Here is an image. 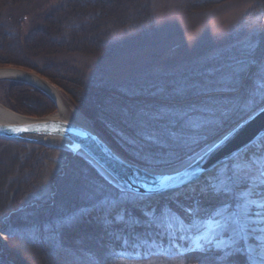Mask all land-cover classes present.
Instances as JSON below:
<instances>
[{"label":"trees","instance_id":"1","mask_svg":"<svg viewBox=\"0 0 264 264\" xmlns=\"http://www.w3.org/2000/svg\"><path fill=\"white\" fill-rule=\"evenodd\" d=\"M226 1L184 0L183 4L187 11H203ZM36 2L0 0V65L27 67L49 78L62 90L71 106L78 109L109 143L138 164L160 166L180 161L207 142L204 135L222 133L264 103V97L260 96L253 103H247L257 72L256 67L249 71V65L258 64L264 71V0H255L236 24V35H244L241 41L162 88L142 85L128 89L105 78L99 64L81 69L68 57H107L121 42L152 29L155 16L151 0H47L37 25L27 28L26 14L21 10ZM241 68L245 69L243 86L239 78L233 79V70ZM6 88L10 90L7 104L14 110L38 116L55 109L51 99L38 88L23 82H10ZM193 107L208 109L209 120L212 121V113L216 119L209 127L189 133L185 144L169 137L168 132L173 129L169 119L152 118L157 113ZM175 131L187 130L176 124ZM150 136H158L160 142L150 143ZM0 143L29 149L23 158L20 152L8 153L12 155L5 163L0 154V229L10 231L7 249L0 238V264L72 263L64 246L57 241L58 225L67 213L81 207H84L82 215L86 219L102 220L104 213L96 209L97 201L90 205L88 200L81 198L79 191L90 178L103 179L83 158L65 151L68 165L77 160L87 168L88 175L84 176L81 166L78 176L73 178L56 174L52 177V199L20 205L22 193L31 191L40 160L53 148L26 142L0 140ZM24 171L29 174V182L21 185L17 179L11 181L9 188L14 190V196L6 206L10 189L9 193L2 189L5 176L15 172L22 175ZM173 203L177 204L178 210L186 211L184 203L175 200ZM156 205L141 203L122 211L118 207H108L107 216L110 219L117 213L120 216L127 213L125 217L136 216L142 211L151 215L150 209L160 211L161 207ZM137 257L141 259L142 256L137 253Z\"/></svg>","mask_w":264,"mask_h":264},{"label":"rangeland","instance_id":"2","mask_svg":"<svg viewBox=\"0 0 264 264\" xmlns=\"http://www.w3.org/2000/svg\"><path fill=\"white\" fill-rule=\"evenodd\" d=\"M56 1L58 0H53V2ZM183 1L184 0H151V8L155 16L154 27L139 37L121 42L112 55L107 57L75 55L69 56L68 58H70V60L74 59V65L81 69L93 64H99L103 71V76L123 89L135 88L142 85H146L145 88L153 86L162 88L168 82H175L189 70L196 69L203 65L207 59L217 55L231 44L241 41L244 35H236L234 28L244 13L248 11L255 2V0H228L211 9L187 11ZM46 3L47 0H37L33 6L21 10L22 13L26 14L25 27L32 28L37 25L41 9L45 8ZM1 67L17 68L32 76L42 78L56 87L67 100L62 90L55 83L35 70L13 64L0 65V68ZM10 82L22 81L16 78H0V104L19 114L28 115L14 110L7 104L10 90L9 88L7 89L6 86ZM69 105L71 106L70 103ZM71 107L73 110L80 112L73 106ZM56 111L57 109L55 108L53 111L43 115L29 116L44 117L57 113ZM227 130H224L218 135H215V132L204 135L205 139L208 140L203 146L207 145ZM261 138H264V135L257 138L253 144H258ZM51 145L53 149L40 160L41 166L38 170L36 179H34L31 184V191L22 193L19 200L20 205L28 204L34 200L52 199L54 196L52 177L56 174L67 178H73L78 176L77 171L81 166L84 170V176L88 175L87 168L80 165L77 160L71 161L68 165L65 153L66 150L57 148L58 146L66 147L67 145H56L54 143H51ZM202 147H199V149ZM197 150L193 151V153ZM245 151L246 150H243L239 153ZM15 152H20L19 155L23 158L29 152V149L22 150L13 144L5 145L0 143V154L4 163L12 155L8 153H13L14 155ZM187 157L188 156L185 158ZM229 161L222 164L220 167L205 170L203 174L207 176L209 173L213 172L214 169L223 170V167L226 166ZM171 164L160 166L165 167ZM28 177L29 174L27 171H24L22 175L16 172L12 174L8 173L4 178L3 191L9 193V184L15 179H17V182L19 181L21 185L28 183ZM111 189L112 187L103 180L90 178V180L84 182L82 190L79 191L81 198L88 200L87 202H89L90 205H92L94 201H97V203H95L96 209L104 213L102 220H88L83 217L80 208H75L73 211H70V213H67L59 223L58 231L56 232L57 241L64 246V250L67 252V258L72 261V263L69 262L67 264H88L89 258L93 256L99 257L102 264H172L173 260L181 258L186 261V264H212L215 251L211 249L206 248L202 253L197 252L181 256L180 252L183 246L188 243V241L185 240L182 241V248L178 247L175 243H169V239L165 240L166 244H170L169 249H166L165 244L164 246L157 245L155 247H146L144 244L132 246L120 242L117 246L111 245L107 239L108 229L118 231V227H126L125 225L136 226L128 217L138 218L145 224H147V221L145 216L141 214H137V216L131 214L125 217L124 222L119 220L113 222L114 219H110L109 216H107L108 207H102V204L106 197H109V201H115L119 211H122L125 207L129 208L141 203H145L147 206L157 204L156 206L159 207V209L165 206L171 207L174 212L183 216L185 220H190V217L186 215V211H180L176 208L177 204L173 203L174 200L177 201V203H184L187 209L189 206H194L195 200H199L207 211H211L224 201V197L205 196L200 193L199 189H197L194 194L187 193V188L182 186L163 193L135 196V199L125 200L123 196L128 192L123 191V193H119ZM13 196L14 190L10 189V193L6 200V206L10 205ZM70 218L73 223L77 220H82L86 224H93L97 227V230L88 236V234L83 233L81 227L72 226L73 223H71L70 226H68L67 223L66 226V221ZM125 230L118 231L116 235L118 237L124 236L126 233ZM74 233L79 234V236L75 237ZM9 234V230L0 229V238L5 249L8 248L6 241ZM120 240H123V238H120ZM97 248L103 250V252L100 254ZM137 253L142 256L141 259L137 257ZM15 260L19 263V260L16 258ZM238 260L239 264H244L243 257H239Z\"/></svg>","mask_w":264,"mask_h":264},{"label":"snow or ice","instance_id":"3","mask_svg":"<svg viewBox=\"0 0 264 264\" xmlns=\"http://www.w3.org/2000/svg\"><path fill=\"white\" fill-rule=\"evenodd\" d=\"M253 67L257 68V72L251 82L248 104L253 103L257 96L264 97V71L260 70L258 64H250L248 70ZM244 73L243 68L233 70V79L239 78L241 86ZM208 111L193 107L179 112L157 113L152 118L169 119L173 124V129L168 132L169 137L177 143L185 144L189 133L209 127L216 119L215 113H212L210 121L206 114ZM176 124L187 131L176 132ZM149 142L159 143L160 138L150 136ZM114 159L123 164L119 157ZM190 168L191 166L183 170L186 179H178L173 185H165L162 178H153L151 184L146 181L142 183L146 185L149 193L183 186L187 188V193L194 194L199 189L202 195L224 197V201L211 211H207L199 200H195L194 206L186 209V215L190 220H185L168 206L161 208L159 212L150 209L151 215L142 211L147 226L163 230L174 239L188 241L180 252L181 256L202 253L207 248L215 251L212 264H239V257L244 258V264H264V140L248 146L243 153L233 154V159L223 167V170L214 169L205 176L202 171ZM180 176L181 173H176V177ZM123 191L121 188L122 193ZM123 199L132 200L135 199V195L125 194ZM102 207L115 208L117 205L115 201L105 200ZM125 216L117 213L113 222L116 220L124 222ZM128 219L136 226H144L138 218ZM71 222V218L66 221ZM88 264L102 262L99 257L93 256L89 258ZM172 264H186V261L181 258L173 260Z\"/></svg>","mask_w":264,"mask_h":264},{"label":"water","instance_id":"4","mask_svg":"<svg viewBox=\"0 0 264 264\" xmlns=\"http://www.w3.org/2000/svg\"><path fill=\"white\" fill-rule=\"evenodd\" d=\"M1 69L14 70L21 73L19 77L2 78H16L38 88L51 99L57 109L56 100L47 90L50 86L54 87L52 84L17 68L1 67ZM54 88L56 89V87ZM57 114L58 112L44 117L21 114L20 119L17 121H0V140L52 146L46 140L62 139L66 141L67 146H58L57 148L84 158L105 183L120 191L123 188L124 191L132 195H150L171 190L173 188L169 187L165 190L149 193L146 185L142 182L146 181L151 184L153 178H162L165 185H173L178 182V179H186L183 176V170L186 167L191 166L190 170L197 169L202 172L220 167L233 159V154L247 150V147L252 145L257 138L264 135L263 103L195 153L178 163L162 167L138 164L128 159L109 143L101 132L81 113V122H76ZM17 128L21 130H13ZM114 157H119L123 164L118 163ZM178 172L181 173L180 177H176ZM167 177L173 178L167 179Z\"/></svg>","mask_w":264,"mask_h":264},{"label":"bare ground","instance_id":"5","mask_svg":"<svg viewBox=\"0 0 264 264\" xmlns=\"http://www.w3.org/2000/svg\"><path fill=\"white\" fill-rule=\"evenodd\" d=\"M21 76V73L14 71V70H9V69H1L0 70V78L2 77H19ZM48 92L54 97L56 100V105H57V115H61L62 117L71 119L76 122H81V115L77 110H73L72 107L69 105L67 100L62 96V94L55 89L54 87L50 86L47 88ZM56 114V113H54ZM21 117V114L14 112L8 108H5L0 104V121L3 122H13L19 120ZM48 143H54L56 145H67L66 141L58 138L54 139H49L46 140ZM84 207L80 208V211L82 212ZM73 223V222H71ZM71 223H68V226L71 225ZM147 223V222H146ZM144 226H127L119 228L118 231H123L125 230L126 233L122 237H118L116 234H118V231L116 230H110L108 229V241L110 242L111 245L117 246L120 242L127 244V245H132V246H137V245H145L146 247H155L157 245L159 246H164L166 249L170 248L169 243H175L178 245V247L182 248L183 246V239H174L168 235L165 234L163 230L157 229L155 227H149L147 224L143 223ZM67 226V223H66ZM74 227H81L83 233L91 235V233H94L95 230H97V227L95 225L91 224H86L82 220H77L72 224ZM93 235V234H92ZM121 235V234H119ZM130 237H129V236ZM75 237H78L79 234L74 233ZM120 238H123V240H120ZM169 239V243L166 244V241ZM123 245V244H121ZM98 252L100 254L103 252V250L97 248Z\"/></svg>","mask_w":264,"mask_h":264}]
</instances>
